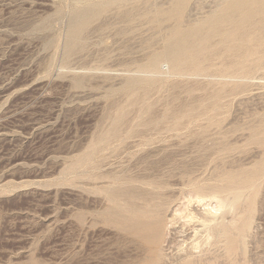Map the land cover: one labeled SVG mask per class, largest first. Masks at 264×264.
Listing matches in <instances>:
<instances>
[{
  "label": "rangeland",
  "instance_id": "rangeland-1",
  "mask_svg": "<svg viewBox=\"0 0 264 264\" xmlns=\"http://www.w3.org/2000/svg\"><path fill=\"white\" fill-rule=\"evenodd\" d=\"M210 3L203 0L202 11ZM75 5V0H0V264H130L133 257H142V247L104 222L108 204L98 189L120 175L166 181L164 224L178 215L170 228L168 240L174 242L168 243L174 244H168V252L177 253L196 238L191 236L193 224L181 219L176 209L206 208L194 201L209 198L194 194L190 184L209 178L218 152L234 148L224 158L226 168L242 165L250 170L262 157L264 146L250 144L248 135L264 127V69L250 96L223 98L212 111L204 82L186 89L195 85L193 79L169 76L131 103V97L143 91L128 94L123 81L144 62L149 47L156 49L159 37L140 29L132 32L131 26L106 16L86 33L84 47L67 58V29ZM123 30L129 32L120 33ZM144 103L154 104L156 119L169 108L164 125L137 128ZM199 103L207 108L192 111L193 123L182 119L177 126L172 116L182 114V106ZM119 108L126 111L121 138L72 169ZM218 119L220 129L206 128ZM202 128L207 131L199 137ZM261 129L257 139L264 136ZM131 131L128 140L122 138ZM184 171L187 176L181 177ZM250 192L254 220L244 264H264V178ZM242 195L247 211L245 190ZM200 237L195 243L211 252V240ZM200 247L195 252L205 251Z\"/></svg>",
  "mask_w": 264,
  "mask_h": 264
},
{
  "label": "bare ground",
  "instance_id": "bare-ground-1",
  "mask_svg": "<svg viewBox=\"0 0 264 264\" xmlns=\"http://www.w3.org/2000/svg\"><path fill=\"white\" fill-rule=\"evenodd\" d=\"M202 1L75 0L76 5L69 16L65 55L68 58L73 52L84 47V37L97 21L106 16H113L118 22L131 26V30L140 29L158 36L156 42L160 41L156 49L149 47L148 40L144 42L146 48L149 47V53L145 55L144 62L136 66L135 72L128 74L123 81L124 92L130 94L133 93L132 90L135 92L139 88L143 91L142 94L133 95L131 103L139 101L152 84L164 83L166 76L193 79L194 81L190 83L195 85L186 86V89L199 88L204 82L207 90L204 97H209L208 108L211 111L217 108L223 98L233 96L244 100L248 95L250 96V92L255 91V86H259L258 83L254 84V80L264 69V0H211L206 11H202ZM126 31L120 33L124 34ZM163 64L166 65L165 69ZM153 105L143 104L136 124L137 128L154 130L165 124L169 116V108L156 119L152 113ZM185 107L186 109L184 106L181 107L182 114L172 116L176 118L177 126L184 123L182 119L192 124L193 121L190 120L193 116L192 111L207 108L202 103L194 106L185 105ZM125 117V109L119 108L111 118L109 127L100 132L88 149L74 160L72 169L82 163H88L97 151L120 139V128ZM221 123L222 121L218 119L207 123L206 128L220 129ZM206 128L200 130L199 137L205 135ZM261 128L252 129L248 135L250 144L264 146V136L256 138V132ZM263 129L264 127L261 130ZM131 134L132 131L122 138L127 139ZM233 150V147H223L218 152L219 160L217 159L218 162L213 164L210 175L207 173L209 178L204 179L205 181L201 180L202 182L191 183V188L187 186L194 194L196 192L204 194L209 200L197 198V201H194L206 208H187L188 205L184 203L186 208L176 209L178 212L181 211L179 213L181 219L184 218L193 224L191 236L196 239L192 241L189 238L190 247L186 244L188 247H182L174 254L168 252V244L174 242L171 237V242L168 243L170 241L168 236L178 215L170 216L171 218L169 217L170 219L164 224L163 213L166 202L163 191L167 186L166 181H161L162 179L157 181V178L139 181V178L120 175L110 179L107 186L98 189L108 204V209L103 212L104 222L112 223L119 235L123 238L130 237L131 243L142 247L144 255L138 259H135L137 256L134 255L136 257L131 259L130 264H244L246 239L251 234L254 220L252 213L254 196L250 190L257 181L264 178V149L262 157L250 170L244 169L242 165L225 167L224 158L230 156ZM185 172L181 177L187 176ZM196 176L194 175V179L200 178ZM176 183L178 185L180 182L176 181ZM243 190L247 193V211L244 207ZM187 225L184 224L186 227ZM181 231L182 234L189 232ZM201 234H204L208 241L211 240V246L208 242L209 248L212 247L211 250L209 249L211 252L208 251V247L202 249L204 244L195 243ZM201 240L204 241V238ZM172 244L174 243L170 245ZM205 244L207 245V242ZM199 246L205 251L195 252L198 251Z\"/></svg>",
  "mask_w": 264,
  "mask_h": 264
}]
</instances>
